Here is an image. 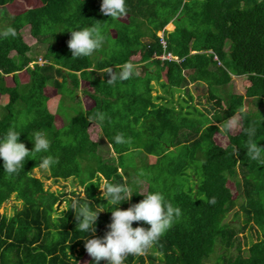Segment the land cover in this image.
<instances>
[{"label":"trees","instance_id":"1","mask_svg":"<svg viewBox=\"0 0 264 264\" xmlns=\"http://www.w3.org/2000/svg\"><path fill=\"white\" fill-rule=\"evenodd\" d=\"M14 2L0 0V9ZM126 3L128 13L119 20L101 13V0H33L6 13L9 21L0 30L11 26L17 35L0 38V96L7 97L0 134L15 128L31 149L39 131L50 149L26 158L11 176L0 160V206L12 194L22 203L13 215L0 214V264H77L86 252L87 233L76 230L74 210L56 213L66 193L44 188L32 173L48 155L58 158L48 177L71 178L82 187L83 195L72 191L67 206L90 201L92 209H105L96 237L107 231L113 207L101 199L102 179L126 185L139 180L143 187L134 192L159 191L182 210L180 221L147 253L129 255L124 264H264V164L247 151L250 142L264 147V0ZM170 23L174 29L167 32ZM89 26H100L103 46L92 56L71 58L70 31ZM129 63L134 74L120 79ZM234 75L246 77L244 93L222 95L220 88ZM152 81L161 93L153 94ZM81 82L87 83L89 108L77 96ZM48 86L60 95V127L48 108ZM182 89L185 96L175 100L174 90ZM99 113L102 122L95 120ZM236 114L239 128L225 130ZM250 129L254 136L247 135ZM102 134L112 146L111 158L98 151ZM118 134L128 142L114 143ZM142 199L133 194L117 207Z\"/></svg>","mask_w":264,"mask_h":264},{"label":"clouds","instance_id":"2","mask_svg":"<svg viewBox=\"0 0 264 264\" xmlns=\"http://www.w3.org/2000/svg\"><path fill=\"white\" fill-rule=\"evenodd\" d=\"M100 11L112 20H119L127 15L128 7L126 0H101ZM16 35L17 32L11 26L0 30V38H15ZM104 41L105 36L100 26H89L71 30L67 46L71 58L79 59L92 56L103 46ZM133 74L134 65L129 63L124 66L119 78L128 79ZM116 79L115 75L111 76V80ZM104 118V115L99 113L95 120L102 122ZM231 126V123L226 125L225 130ZM20 134L21 132L15 128H9L5 133L0 134V160H2L3 172L9 176L23 168L26 158H33L34 154L48 153L50 149V140L45 133L39 131L34 133L30 139L33 143L31 149L19 140ZM247 135L254 136L255 129L248 130ZM127 142L123 134H118L114 138L116 144ZM247 151L252 160L264 164L262 158L264 147L250 142ZM57 163L58 158L48 155L39 160L38 165L42 170L47 171ZM97 186L101 190V199L110 202L113 206L108 210L111 212V219L102 237H96L94 234L98 215L105 209L94 210L89 206L91 203L88 201L82 206L74 203L62 210V213L69 208L74 210L77 220L76 230L87 233V238L82 239L84 248L91 258V264H101V261H105L106 264H124L129 255H144L182 217V210L167 202L159 191L134 192L126 184H110L107 180H103ZM133 194L142 195L143 199L131 204L127 209L122 210L117 207L121 202L131 200ZM133 222L137 223L136 227L132 226ZM145 224L148 227H144ZM88 233H93V236L90 238Z\"/></svg>","mask_w":264,"mask_h":264},{"label":"rangeland","instance_id":"3","mask_svg":"<svg viewBox=\"0 0 264 264\" xmlns=\"http://www.w3.org/2000/svg\"><path fill=\"white\" fill-rule=\"evenodd\" d=\"M33 3V0H15V2L12 4V6H10L9 8L3 7L4 11L0 9V26L1 25H6L8 23V19H6V13H15V11H20L23 9H26L28 7H30ZM5 18V19H4ZM165 29L167 32H170L174 29V24L170 23L167 25V27L165 26ZM23 34L27 37L26 40L29 41L30 44L34 43V39L30 36L29 34V28L25 27L22 30ZM158 36L161 38L163 36V32L159 31L157 32ZM40 46V45H39ZM37 48V50H39L40 52H43L44 48H42L41 46ZM96 54V53H95ZM32 66V63H30ZM21 80L22 81H26L27 80V76L26 74H21ZM6 82L10 83L11 82V77L7 76L6 77ZM152 84L154 86V91L153 94H157V93H161L162 89L160 88V86L158 84H156V82L152 81ZM193 84V82L190 80V84H188V86H191ZM247 86V79L244 76H232V81L230 82V84L221 87L220 88V93L222 95H226V94H230V93H241L243 94L245 91V87ZM87 88V83H83L81 82L80 87L77 89V96L81 101V106L83 108H89L92 106V100L88 97L87 94L83 93V89ZM48 94L49 96V100H48V108L52 113H55L57 115V121L55 123V125L57 127L62 126V124H64L65 122V115L62 114V111L60 110L61 113H59V107H58V102H59V97L60 95L56 92V90L54 88H52L51 86H48L47 88ZM174 99L178 100L180 97H184V92L183 89L182 90H174ZM196 100V97H195ZM7 101V97L6 96H0V114L3 113L2 111V105H4ZM195 103V102H194ZM77 107V105H76ZM199 107L201 108V106L199 105ZM63 108V107H61ZM78 109V108H77ZM56 110H58V113H56ZM76 111V110H75ZM70 113V111H69ZM71 114V113H70ZM76 113L74 112V115ZM230 123H231V127L230 131L234 132L239 128L240 125V117L238 114H236L235 116L231 117L230 119ZM98 130V128L96 126H91L89 128V131L91 134H93L94 137V133H96ZM97 135V133H96ZM97 138V137H94ZM98 151L100 152L101 155H103V157L105 158H111L114 154L112 152L111 146L108 144V142H106L103 138V136H100L99 138V147H98ZM32 173L34 174V176L40 178L43 183H44V188H48L50 191L53 192H65L66 195L64 196L65 198H62L60 200V202L58 203V205L56 204V208L57 211L56 213L59 214L60 211H62L65 207H67V203L68 200L67 199H72L73 195L71 194L72 191L78 193L82 196L83 192H82V187H80L77 184V181L68 178L66 180H62L59 179L57 181L53 180L52 178L48 177L49 175V171H45L42 170L40 167L35 168ZM104 179H102L103 181ZM128 181V180H126ZM134 182L130 181L131 185H128L129 188H135V187H139L142 188L143 186L140 184L139 185V180H133ZM133 190V189H132ZM101 194V190H98ZM22 207V203L20 200H18L15 196V194H12L1 206H0V214H6L7 216H11L14 214V212L18 209H20ZM90 263V257L88 255L87 252H85L79 259L77 264H89Z\"/></svg>","mask_w":264,"mask_h":264},{"label":"built area","instance_id":"4","mask_svg":"<svg viewBox=\"0 0 264 264\" xmlns=\"http://www.w3.org/2000/svg\"><path fill=\"white\" fill-rule=\"evenodd\" d=\"M161 43L163 44V46H165L166 42L163 38H161ZM170 55H162V58H166V57H169Z\"/></svg>","mask_w":264,"mask_h":264},{"label":"crops","instance_id":"5","mask_svg":"<svg viewBox=\"0 0 264 264\" xmlns=\"http://www.w3.org/2000/svg\"><path fill=\"white\" fill-rule=\"evenodd\" d=\"M101 136H103V138H104V140L106 141V142H108L107 141V138L102 134ZM108 144L111 146V144L108 142ZM111 149H112V146H111ZM112 152H113V149H112ZM114 153V152H113Z\"/></svg>","mask_w":264,"mask_h":264}]
</instances>
